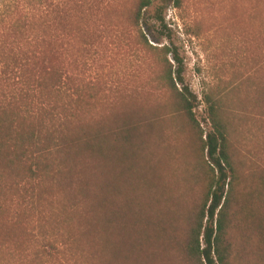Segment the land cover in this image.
I'll return each instance as SVG.
<instances>
[{"label":"rangeland","instance_id":"374dc122","mask_svg":"<svg viewBox=\"0 0 264 264\" xmlns=\"http://www.w3.org/2000/svg\"><path fill=\"white\" fill-rule=\"evenodd\" d=\"M138 3L0 0V264H37L39 207L18 158L28 148L18 153L13 139L14 131L27 136L45 102L64 105L59 114L71 128L108 135V146L79 151L69 190L53 180L37 186L38 204L60 208L45 231L68 246L44 264H193L190 232L211 181L208 96L226 123L235 168L230 261L264 264V0H154L143 32ZM70 4L74 18L65 16ZM165 46L183 60L177 87L196 95V121L170 87L177 62ZM35 49L44 52L37 66ZM46 66L59 72L46 80L62 77L61 91L35 88Z\"/></svg>","mask_w":264,"mask_h":264},{"label":"trees","instance_id":"16d2710c","mask_svg":"<svg viewBox=\"0 0 264 264\" xmlns=\"http://www.w3.org/2000/svg\"><path fill=\"white\" fill-rule=\"evenodd\" d=\"M41 1V0H33ZM154 0H139L135 9V21L142 30V24L146 21L145 11L153 4ZM71 5V4H70ZM77 7V6H75ZM67 18H74L76 12H73L71 5L65 10ZM164 22V18H160ZM146 39L144 33H142ZM39 38V37H38ZM167 54L173 53L175 61L177 62V69L171 71L169 74L170 87L176 90L180 95V107L187 114V116L196 121L194 109L197 107L196 95L185 86L179 90L177 83L184 82L183 78V60L179 52L175 48L165 46ZM32 64L36 65L40 60L44 61V52L35 49L32 57ZM37 63V64H36ZM37 80H35V88L45 87L46 85L52 90L57 88L61 91L63 86L62 77L55 81L49 82L46 78L48 76H60L56 70H49L48 67L40 68L38 70ZM61 80V81H60ZM60 81V84H57ZM209 115L212 122V130L207 133L204 140V150L207 155V163L210 167L211 181L209 184L207 201L203 207L196 224L193 226L187 252L193 264H232L230 261V250L226 242V230L228 227L229 216V200L232 192V179L235 178V168L229 149V138L227 126L221 117V110L217 103H215L208 96ZM59 108L65 109L64 105L51 102L42 103L36 110L35 114L42 117L39 121L33 122V126L27 133V136L21 135L14 131L16 138L13 139L20 153L19 161L28 164L29 181L33 183L31 204L36 212L39 207L38 214H40L38 231L39 236L34 235L36 242V251L34 261L37 264H44L46 259L53 254L63 249L68 248L64 243L58 246L54 241L53 232L45 231V223L58 218L59 207L46 208L38 204L40 195L36 197L37 186H44L50 180L59 183L62 187L69 190V165L73 164L77 159L79 151H99L103 153L108 146V135L100 131H93L87 125H80L73 129L68 125V118L59 114ZM0 115V127H6L5 119ZM28 141V143H27ZM21 159V160H20ZM26 161V162H25ZM42 186V187H43ZM67 196V195H66ZM77 193L70 194V200L75 202ZM40 203V201H39ZM76 203V202H75Z\"/></svg>","mask_w":264,"mask_h":264}]
</instances>
